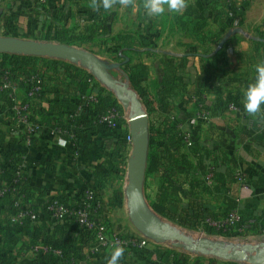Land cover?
<instances>
[{"label":"crops","instance_id":"obj_1","mask_svg":"<svg viewBox=\"0 0 264 264\" xmlns=\"http://www.w3.org/2000/svg\"><path fill=\"white\" fill-rule=\"evenodd\" d=\"M197 3L205 11L203 18L207 26L204 32L209 37L222 33L223 38L233 28H240L248 36L255 38H259L258 34H264V0H186V7L182 12L165 11L163 15H168V18L164 23L163 15L149 16L142 6L143 1L140 0H113L110 9L102 7L103 0H48L43 6L36 0H0V37L30 41L37 40L32 38L38 37L39 40L57 43L47 40L50 34L67 31L70 35L83 31L86 26L98 25L99 22L88 12L101 10L104 26L109 34L135 32L141 36H149L152 41L153 52L140 53L134 59V62H140L145 67V71L138 74L137 80L142 88L148 90L151 97H155L159 92L153 84L161 82L172 64H179V72L196 78L203 67L206 74L210 75L255 70L257 65L264 63L262 48L257 50L251 43L253 40L242 34L232 35L223 47L225 64L209 60L200 61L198 55L202 54L203 47L196 43L188 32L176 26V20L180 18L190 22L201 18L197 14H190ZM171 24L174 29L169 31ZM99 46L106 49L102 43H99ZM211 50L213 53L217 47H212ZM86 51L111 67L109 74L112 78L113 72L124 74L120 61L114 59L110 53L104 51L112 63L101 59L99 53L92 51L90 47H87ZM44 59L61 61L68 66L64 68L57 65L59 76L42 66L33 70L36 74H42L45 88L43 97L31 110V119L38 125L34 136L27 141L24 135H16L9 119L6 116L0 117V189L9 183L13 174V167L6 161V157H19L18 168L23 176V187L20 188L23 205L38 212V220L26 221L23 227L12 222L11 206L16 198L15 194L10 192L0 201V230L18 233L17 249L23 250L19 256L14 257V264H20L23 258H42V253L45 255L42 261L50 264H107L111 252L102 250L98 254H92L90 251L94 240L67 222H53L42 215L41 209L53 200L76 205L84 193L91 190L96 194L97 200L94 214L104 222L108 223L115 212L127 213L123 194L126 167L122 179H119L121 173L116 170L123 168L122 159L129 147L126 144L124 152H120L119 138L115 130L117 127L105 123L90 127L87 120V112L90 111L83 109L64 115L63 120L69 126L70 135L65 146L58 144L54 130L42 122L44 115L51 116L50 105L55 94L67 97L70 104L79 105L88 95H105L106 88L87 69L79 65L63 60ZM76 69L82 70L83 75H90L89 79L85 80L87 85L83 90L80 87L85 85V81H80L75 76ZM124 76L126 77L125 74ZM251 77L250 84H253L256 77ZM245 90L246 87L241 83L232 82L225 84L219 94L205 93V102L211 107L220 108L215 109L208 121L197 122L191 101L196 86L192 85L185 95L187 99H184V94H179L170 104L166 114L168 124L170 123L173 130L183 133L192 129L194 141L200 144L199 153L196 157L191 156L190 162H212L216 166L218 182L224 183V189L229 194L219 193L215 190L216 185H212L214 187L209 191H191L188 184L182 181L183 167L177 165L174 176L170 178L174 185L171 184L172 187L167 189H164L167 185L160 173L145 174L143 191L151 209L152 203L163 198L173 206V210L180 217L196 214L201 219L214 218L223 213L227 200H232L244 219L264 216V114L252 115L246 112L243 104ZM3 94L0 92V106L4 101ZM229 95L239 97L241 104L235 106L236 110L229 109ZM16 99L25 102L27 97L24 88H18ZM167 137L169 138V134L165 135V138ZM164 143V139L157 138L154 144L161 154L165 153ZM184 151V147L171 148V153L174 154ZM167 153L164 154L163 161L170 165L173 159L166 158ZM236 171L247 176L245 186L235 180ZM196 177L198 180L202 178L198 175ZM175 188L177 190H174ZM115 190L121 191L122 200H115ZM157 215L176 228L192 231ZM120 224L121 219L117 225ZM201 224L203 225V220ZM131 226L130 229L125 227L127 231L120 226L117 228L125 233L135 234ZM258 244H242L239 247H256ZM157 251H175L186 259L188 264H244L213 256L184 254L165 244H151L146 251L123 254L118 264H174L172 257L160 259Z\"/></svg>","mask_w":264,"mask_h":264},{"label":"trees","instance_id":"obj_2","mask_svg":"<svg viewBox=\"0 0 264 264\" xmlns=\"http://www.w3.org/2000/svg\"><path fill=\"white\" fill-rule=\"evenodd\" d=\"M36 1L38 2V0ZM140 1L144 2V0H140ZM195 7L196 8L195 9L193 8L190 14H197L201 18L199 20L194 19V22L182 21V19L180 18L176 20L177 28L185 32H188L189 35L195 39V42L198 43L201 47H203L202 54L198 55L200 61L209 60L217 64H225L226 57L223 52V48L219 50H215L213 53H211L212 52L211 48L217 47L218 43L222 39L223 34L220 33L212 37L206 35V33L204 32V28H206L207 24L205 23V19L203 18L205 11L199 3H197ZM88 14L91 15V17L95 21H98L99 24L98 25L92 24L90 26H86L83 31L79 33L73 32L70 33V35L68 34L67 31H63V33L58 31L54 34H50L47 40L55 41L58 44L77 46L80 48H84L86 50L87 47L96 46L99 45V43H102L103 46L106 47L104 51L110 53L111 55H113L114 59L120 61V66L122 71L126 75V79L128 80L131 87L134 89V91L137 93L139 98L141 99L149 118L148 154H147V165H146L145 174L147 175L151 173H160L163 176L164 183L167 185L164 186V189H167V187L169 186L172 187L171 184L174 185V183H171L170 178L173 177L175 174V167L177 165H181L183 167V174H184L182 181L188 184L191 191L192 190L194 191V189H202L204 191H209L211 188H213L216 185L215 190L219 191V193H226L227 190L224 189L225 188L224 183L218 182V179L216 178V172H215L216 166L212 162L210 164H205V163L198 164V163L190 162L189 158L191 156L196 157V155L199 153V144H200L199 142L193 141L189 147L185 146L183 142V135L186 132H192V129L186 130L183 133L182 131L180 132L173 130L171 125H169L170 123L168 124V119L166 117V114L173 100L181 93L184 94L183 96L184 99H187L185 95L188 92L189 87L195 85L196 91L191 99L195 108L194 112L196 114V112L199 111L200 107L203 108L209 113V117H208L209 120L215 109L218 110L220 107L209 106L207 102H205V99L203 97L204 94L207 92L219 94L225 84L232 82H239L242 85H244L247 89V87L251 83V79H252L251 76L253 75L257 77V67L255 68V70H249V69L238 70L231 73L219 72V73H212L210 75L206 74L205 67H203L202 72L198 73L196 78H192L178 71V69L181 67L179 64H172L168 72H166V74L162 78L161 82L157 84L156 83L153 84L154 86H156L155 88H157L159 92L155 97H151L148 93V90L142 88L137 80L138 74L143 73L145 71V67L140 62H134L135 57L140 53L153 52L154 46L149 36L147 35L141 36L136 34L135 32H127V31L118 32L115 34H109L102 20L103 12L101 10L97 12L89 11ZM167 18L168 15L162 16L163 23L167 22ZM173 27L174 25H172V28H170L169 31H171V29L173 30L174 29ZM258 37L260 41L257 42L252 41L251 43H253L257 47L256 48L257 50L259 48H262L264 52V34H258ZM57 65H61V67L64 68L68 66V64L61 61L47 60L40 57L0 54V69H1L0 75L4 72H8L9 74H11V76L14 79H18L19 77L24 75L27 76L34 75L36 73L33 70L40 66L46 67L48 70L53 71L56 76H59V73L56 71ZM83 74L84 73L82 72V70L79 69L75 70V76L80 81L82 80L87 81L90 75H83ZM39 76L43 82V88H44L43 76L42 74H39ZM86 81H85V85H82L80 87L81 90H83L87 85ZM24 90L27 97L28 88H25ZM3 93H4L3 94L4 101L3 104L0 106V117L6 116L9 119V121L12 123L15 132L18 130V128L15 124V121L12 119L13 117L12 110L14 107V103L11 100L8 93L5 92ZM43 94L33 99L32 106L30 107V119L32 115L31 114L32 108L34 107L37 101L41 100ZM228 99H229V103L234 106H240L241 104L239 102V97L237 95H229ZM27 101L28 100H25V103ZM114 102L115 101L112 98V96L106 93L105 95H100V96L98 95L96 103L90 104L87 107L85 106L83 110L90 111L87 112L88 125L94 128L98 124H103L101 119L105 115L106 111L110 109L116 110V112L119 115L120 112ZM80 104L79 105L70 104L69 99L67 97L63 95H59L57 93L55 94L53 102L50 105L51 116L44 115L42 118V122H44V124L49 128H51L52 130H60L62 132H65V136L68 139L70 132H69L68 124L66 123V121L63 120L64 115L68 113H74L79 108ZM114 125L115 127H117L115 130H116V135L119 138L120 152H124L126 148V138L128 136L127 126H125L126 123L123 122L121 118L118 117L114 121ZM121 126H123V128ZM166 134H169V138L168 137L165 138ZM157 138H162L165 141L164 143L165 153L168 152L166 158L173 159L170 165L166 164V162L163 161L165 153L161 154V152H159L154 147ZM173 147H176L177 149L178 148L181 149L182 147H184L185 151L182 153L178 152L174 154L171 153V148ZM124 159L125 158L122 159L123 168L122 169L118 168L116 170L119 174L121 173L119 175V179H122L125 174L126 162L124 164ZM6 161H9V163L12 165L13 174L9 183L3 188H1L4 189L5 192L3 197L0 198V201H3L7 193L13 192L16 198L11 206L14 215L16 213L14 207V204L16 202H20L21 205L24 206L21 196L22 195L21 189H20L21 187H23L22 186L23 176L18 178L15 175L17 171H21L18 168V163L20 161L19 157L8 156L6 157ZM196 175L202 177L201 180H198ZM206 177H208L207 180ZM245 180H246L245 183L247 184L248 181L247 176ZM174 190H177V188H175ZM226 194L228 195L229 193ZM114 195H115V200L117 201L123 199L120 190H115ZM160 197L162 198V195H160ZM83 198L84 195L82 196L81 199ZM53 201H50L47 204H50ZM96 202L97 200L95 194L93 199V212L96 207ZM47 204L41 209V213L42 215L50 219L49 215L45 211ZM151 207L154 210V212H156L160 216L172 220L176 222L179 226L192 231L202 230L209 234L220 235L223 237H228V236L244 237L247 235L259 236L264 234V216L249 217L247 219H244L243 216H241V214L236 210L235 202L232 200H227L226 208L219 217L204 218V219H201L196 214L186 217H180L173 210V206L163 198L157 202L152 203ZM233 211L238 213L240 217V221L235 226L228 228L227 230L224 231L217 230L209 227L205 223L206 220L224 219L227 217V215L230 212ZM202 220H203V225L201 224ZM249 221H253V223L250 224V227L248 229H244L243 228L244 225L248 224ZM64 222L71 224L74 228H76L78 231L81 232L77 224H75L73 221H64ZM25 223L27 222L26 221L23 222V224H21L20 226L21 227L25 226L26 225ZM81 233L86 235L84 232ZM17 235L18 233L15 231L7 232L4 230H0V264H14V257L19 256L21 250H23L22 248L17 249L19 245V239ZM134 235L135 234H129V233L121 234V236L123 237H131ZM89 238L92 239L90 236ZM134 251H138V250H132L131 252ZM157 254L162 260L167 257H172L174 259V264H188L187 260L180 257L179 254L176 253L175 251L172 252L157 251ZM43 256L45 255H43L42 253V258ZM42 258H38V257L33 259L23 258L20 264H50V262L48 263L42 261Z\"/></svg>","mask_w":264,"mask_h":264},{"label":"water","instance_id":"obj_3","mask_svg":"<svg viewBox=\"0 0 264 264\" xmlns=\"http://www.w3.org/2000/svg\"><path fill=\"white\" fill-rule=\"evenodd\" d=\"M234 34H242L250 40L260 41L259 38L248 36L240 28H233L223 36L217 50L222 49ZM0 54L50 58L76 64L87 69L105 87L114 89L120 98L124 96V93L128 95V99L125 98L124 102L130 104L133 114L127 121L131 148L126 162L123 194L128 219L137 233L155 244H169L173 248L183 246L186 250L194 251L206 249L208 255L222 260L244 264H264V242L256 247L223 248L215 243H199L197 246L190 237L159 217L150 208L143 191L148 154L149 118L135 92L126 84H120L111 77L110 66L92 53L74 46L17 38L0 37Z\"/></svg>","mask_w":264,"mask_h":264},{"label":"built area","instance_id":"obj_4","mask_svg":"<svg viewBox=\"0 0 264 264\" xmlns=\"http://www.w3.org/2000/svg\"><path fill=\"white\" fill-rule=\"evenodd\" d=\"M40 5H46L48 0H38ZM19 87L28 88L26 103L16 99V92ZM0 92L8 93L11 100L14 103L12 110L15 124L18 128L15 131L16 135H24L25 139L29 141L38 125L30 119V107L34 98L44 93L43 82L39 74L24 75L18 79H14L11 74L4 72L0 75ZM96 95H88L85 97L80 106L79 110L85 106L96 103ZM230 110H236L234 105H230ZM119 117L118 113L114 109L106 111L102 117V122L108 125H114V121ZM209 113L200 107L199 111L195 114V120L197 122H205L208 120ZM53 134L58 137V144L65 146L67 144V138L65 132L60 130H54ZM194 141L193 133L186 132L183 135V142L186 147H189ZM126 144L131 148V138L128 134L126 138ZM15 175L20 178L22 176L21 171H17ZM210 178V177H209ZM235 180L241 185L245 186L246 175L240 171L234 173ZM17 181V180H15ZM5 190H0V198L3 197ZM95 193L88 190L84 193V198L76 205H67L60 201H53L46 206V213L49 215L53 222L73 221L77 224L79 230L90 236L94 240V246L91 248L92 254H98L102 250H106L112 253L116 247H123L125 249L124 254L131 252L132 250L143 251L146 250L151 244H155L142 235L136 233L131 237H123L119 231L109 227L103 220L97 217L93 212V199ZM16 213L11 217V221L16 224H23L25 221L34 222L38 220V212L24 207L20 202L14 204ZM240 221V217L237 212H230L226 218L221 220H206V224L217 230H227L235 226ZM253 221H249L248 224L244 225V229H248Z\"/></svg>","mask_w":264,"mask_h":264},{"label":"rangeland","instance_id":"obj_5","mask_svg":"<svg viewBox=\"0 0 264 264\" xmlns=\"http://www.w3.org/2000/svg\"><path fill=\"white\" fill-rule=\"evenodd\" d=\"M27 39V38H26ZM32 39H37V40H33V41H38V42H46L43 40H39V38H32ZM29 40V39H27ZM77 47V46H76ZM92 49V51H95L97 53H99V55L102 57L101 59H105L107 62L112 63L111 60L104 54V48H100L99 45L96 46H92L90 47ZM114 79L120 83V84H126L128 86V88L130 90L134 89L131 87V85L129 84L128 80L126 79V77L124 76L123 73L120 72H113L112 73ZM106 88V93L110 94L112 96V98L114 99V103L117 106L120 114H119V118H121V120L123 122L126 123L125 126H127V121L128 119L131 117V115L133 114L132 110H131V106L130 104H126L124 102V99H128V95L124 93V96L122 98H120V96L117 94V92L109 87H105ZM135 92V91H134ZM139 102L141 103L142 108L145 110V107L141 101V99L139 98V96L137 95V93L135 92ZM127 131H128V126H127ZM130 151V148H129ZM129 151L126 150L125 153V159H124V164L125 162L128 160V156H129ZM128 152V153H127ZM126 167V164H125ZM121 219V224H118V221ZM129 219L127 217V213L125 211L123 212H115V214H113L110 218H109V224L106 223L109 227L113 228L116 231H119L120 234L125 233V231H127V229H130V224L129 223ZM118 226L121 227V229L125 228L123 231L120 229L118 230ZM131 228H133L131 226ZM182 233H184L185 235H187L188 237H190L192 239V242L194 244H196L197 246L199 245V243H215L218 244L220 247H239L242 244H258L261 242H264V234L259 235V236H247V237H239V236H230L226 239L223 238V236L220 235H213V234H209L205 231H188V230H183L178 228ZM135 232V234L137 233V231L135 229H133ZM139 234V233H138ZM166 246L173 248L171 245L169 244H165ZM176 250H178L179 252H182L184 254H192V255H200V256H210L206 253V249H203L202 251H194V250H186L183 246H181L180 248H174ZM212 257V256H211Z\"/></svg>","mask_w":264,"mask_h":264},{"label":"clouds","instance_id":"obj_6","mask_svg":"<svg viewBox=\"0 0 264 264\" xmlns=\"http://www.w3.org/2000/svg\"><path fill=\"white\" fill-rule=\"evenodd\" d=\"M113 0H103L102 7L110 9ZM143 8L149 16H160L165 11L182 12L186 7V0H144ZM243 104L247 113L256 115L264 114V63L257 65V77L243 93ZM125 249L116 247L107 261V264H118Z\"/></svg>","mask_w":264,"mask_h":264}]
</instances>
